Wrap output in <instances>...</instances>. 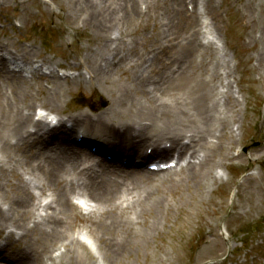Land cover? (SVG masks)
<instances>
[{"label": "bare ground", "instance_id": "obj_1", "mask_svg": "<svg viewBox=\"0 0 264 264\" xmlns=\"http://www.w3.org/2000/svg\"><path fill=\"white\" fill-rule=\"evenodd\" d=\"M72 1L71 9L85 15L82 27L88 24L95 33L87 41L96 45L88 44L81 60L73 62L75 69L83 68L76 75L56 71L32 43L30 48L11 50L19 60L7 62L0 56V183L6 180L14 194H3L0 186L4 197L0 229H8L7 237L17 245L27 236L34 241L29 248L32 255L24 254L31 259L26 264H43L44 258L51 264L64 260L86 264L83 260L89 258L79 249L90 246L89 240L67 230L77 220L90 233L99 234L97 241L112 247L105 264H115L123 246L137 234L129 214L144 215L162 204L157 191L166 184L190 179L198 185L214 182V167L235 157L231 151L237 101L228 90H217L220 65L207 45L214 41L202 40V26L196 28L202 17L199 6L219 20L212 0H171L177 21L165 32L157 27V47L144 51L122 43L119 24L133 14L128 0H76L77 5ZM259 6L264 13L263 0ZM65 19L76 29L74 15ZM165 19L169 26L171 19ZM261 31L264 36V23ZM151 40L153 36L145 38L143 49ZM94 84L101 85L108 105L101 108L96 97L86 99V108L67 115L69 125L65 121L59 125L58 119L50 125L52 118L46 121L44 113L33 108L39 103L50 112L62 111L66 94L78 87L94 93ZM220 94L225 96L223 102ZM169 155L168 161L160 159ZM149 161L158 164L157 172L141 167ZM20 162L26 163V171L16 170ZM263 179L257 180L260 186ZM73 193L94 202L86 213L76 208ZM121 198L131 202L122 204ZM252 200V195L246 199L249 204ZM202 259L198 255L192 262Z\"/></svg>", "mask_w": 264, "mask_h": 264}, {"label": "rangeland", "instance_id": "obj_2", "mask_svg": "<svg viewBox=\"0 0 264 264\" xmlns=\"http://www.w3.org/2000/svg\"><path fill=\"white\" fill-rule=\"evenodd\" d=\"M75 1L71 3L77 5ZM212 1L219 11V20L214 21L208 10L199 6L202 17L197 20L199 25L196 28L202 26V40L210 38L214 41L213 44H205L211 47L219 61L222 74H219L221 79L215 82L217 90H228L237 101L236 122L233 124L236 142L231 151L235 157L214 167V182L198 185L190 179L173 186L166 184L157 191L162 204L144 215L129 214L137 234L132 236L130 244L123 246V252L116 258L115 264H151L154 261H161L162 264H261L264 260V36L261 31L264 13L259 6L260 0H251V9L249 0ZM174 4L171 0H128L133 14L129 16L130 20L124 19L119 24L122 43L126 42L129 48L136 45L140 51L150 50L154 45V50L157 47L156 28H163L165 32L177 21ZM192 6V3L188 4L190 10ZM73 15L74 30L65 19ZM84 16V13L80 15L71 9L70 0H0V41L4 42L0 56H4L7 62L11 58V61L19 60L10 55L11 50L16 49L15 46L30 48L32 43L36 53H41V56L49 58L50 63H54L56 71L74 76L81 68L75 69L73 62L81 60L88 44L96 47L95 42L87 41L95 33L88 24L82 27ZM165 17L171 19L169 26L165 24ZM202 21L205 22L203 25ZM143 24H147L145 30L140 29ZM148 36L150 39L153 36V41L143 49ZM202 46L208 48L203 43ZM161 57L167 60L165 55ZM56 62L60 67L55 66ZM46 66L43 65L44 68ZM42 83L47 84L43 78ZM93 90L94 93L89 94L88 89L75 88L65 95L66 105L73 101L86 103V99L96 97L95 102L99 107H106L108 98L101 85L94 84ZM218 98L223 102L225 96L220 94ZM33 108L36 110L41 106L36 103ZM256 141L258 145L253 144ZM237 153L242 156L238 158ZM17 165V171H26L25 162ZM141 167L149 168V165L143 164ZM8 178L15 181L10 175ZM260 178L263 179L261 186L257 183ZM6 183V180L0 183L3 194L13 196ZM33 191L38 194L37 189ZM251 195L253 200L249 204L246 199ZM71 199L84 206L85 203L94 204L85 195L77 193H73ZM3 200L4 197L0 196L1 204ZM40 200L48 199L45 200L43 196ZM120 202L127 204L131 201L121 198ZM84 206L77 205L76 208L84 210ZM7 230L2 232L0 229V264L31 263L27 256L32 255L29 248L34 241H29L27 236L21 238V243L17 245L15 239L9 240ZM67 230L90 241L91 246L79 249L89 258L83 260L86 264H105L109 260L112 247L97 241L98 233L87 231L79 220ZM240 230L248 233L243 236ZM198 255L203 256L202 261L192 262ZM224 256L226 260L219 263ZM43 264L51 262L44 258ZM56 264L77 263L64 260Z\"/></svg>", "mask_w": 264, "mask_h": 264}]
</instances>
